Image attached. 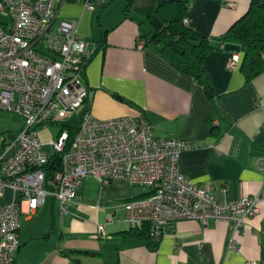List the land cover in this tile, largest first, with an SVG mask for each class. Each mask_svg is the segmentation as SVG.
Returning a JSON list of instances; mask_svg holds the SVG:
<instances>
[{
    "label": "crops",
    "instance_id": "crops-1",
    "mask_svg": "<svg viewBox=\"0 0 264 264\" xmlns=\"http://www.w3.org/2000/svg\"><path fill=\"white\" fill-rule=\"evenodd\" d=\"M127 1L94 0L91 10L85 0L58 3L55 24L75 21L79 35L96 44L83 78L93 94L91 112L102 119L143 115L155 136L189 143L180 156L181 171L212 187L219 201L264 192V72L247 81L240 69L241 45L216 42L219 48L205 59L216 93L211 100L192 75L175 68L155 46H137L150 29H163L156 10L170 0H132L126 17ZM250 2L191 0L187 25L206 37H218L247 12ZM233 54L240 63L230 69ZM10 115L0 110V150L16 140L24 125L12 122ZM49 128H42L40 136L51 151L49 142L56 136ZM145 191L127 181L102 183L85 177L67 214H60L52 197L43 211L47 198L39 220H25L35 221L23 223L19 231L15 264H264V199L259 213L246 218L238 232L225 220L203 225L185 219L175 222L153 247L128 233L133 228L122 206ZM13 196L8 189L3 202Z\"/></svg>",
    "mask_w": 264,
    "mask_h": 264
},
{
    "label": "built area",
    "instance_id": "built-area-1",
    "mask_svg": "<svg viewBox=\"0 0 264 264\" xmlns=\"http://www.w3.org/2000/svg\"><path fill=\"white\" fill-rule=\"evenodd\" d=\"M58 3L0 0V15L9 17L0 20V110L24 120L16 140L0 150V264H15L19 231L25 220L38 215L48 197L58 202L61 215L69 212L85 177L144 188L145 195L122 206L132 228L147 225L155 239L185 219L203 225L211 219L225 220L234 232L240 231L246 218L259 213L264 192L219 201L212 187L191 181L181 171L180 156L189 143L155 136L143 115L96 117L90 110L93 94L82 75L83 59L96 44L79 35L75 21L55 24ZM85 6L93 9L94 0H85ZM144 44L139 37L137 46ZM239 63V55L233 54L227 66L235 69ZM72 117L78 124L66 122ZM52 125L59 131L48 151L40 130ZM55 152L62 153L61 166L47 180L44 166ZM260 161L264 171V156ZM8 189L14 196L4 203ZM98 230L106 235L103 224ZM230 248H236L234 242Z\"/></svg>",
    "mask_w": 264,
    "mask_h": 264
},
{
    "label": "trees",
    "instance_id": "trees-1",
    "mask_svg": "<svg viewBox=\"0 0 264 264\" xmlns=\"http://www.w3.org/2000/svg\"><path fill=\"white\" fill-rule=\"evenodd\" d=\"M131 3L132 0L127 1L124 13L126 17L129 16ZM190 5L191 0H170L161 3L156 13L163 20L164 27L162 30L150 29L144 36L145 43L155 46L179 71L192 75L203 86L211 100L215 99L216 93L205 59L210 52L219 48L216 42H235L241 45L244 55L240 69L247 81L264 72V3L261 0H251L247 12L224 34L213 38L200 34L184 22ZM103 40L105 41V36ZM94 53L95 51L83 59L84 68ZM84 72L85 69L83 78ZM74 134L75 130L71 127V138ZM61 161L62 153L51 154L48 163L44 166L47 180L59 170ZM128 233L148 241L153 247H157L160 242V239L151 237L147 225L138 229L133 228Z\"/></svg>",
    "mask_w": 264,
    "mask_h": 264
},
{
    "label": "rangeland",
    "instance_id": "rangeland-1",
    "mask_svg": "<svg viewBox=\"0 0 264 264\" xmlns=\"http://www.w3.org/2000/svg\"><path fill=\"white\" fill-rule=\"evenodd\" d=\"M0 20H4V21H6V20H9V17L7 16V15H5V16H2V15H0ZM56 26V25H55ZM10 117H12V118H10L11 120H12V122H15L17 125L18 124H22V123H24V120L20 117V116H18V115H15V114H12V115H10ZM66 122H68V123H71V124H73V125H75V124H78V118H76V117H72V118H69V119H67L66 120ZM50 128V131H51V134L55 137L56 136V134H57V132L59 131V128H58V126H54V125H52V126H49ZM50 149H51V147H50ZM52 150V149H51ZM48 201H47V204H46V206L44 207V210L43 211H45V210H47L48 209V205H49V200H50V197H48V199H47ZM42 211V212H43ZM41 211L38 213V215L36 216V218H35V220L36 219H38L39 220V218L41 217V213H42ZM34 220V221H35ZM34 221H32V222H24V225L25 226H28V225H30V224H32ZM39 223V222H38Z\"/></svg>",
    "mask_w": 264,
    "mask_h": 264
}]
</instances>
